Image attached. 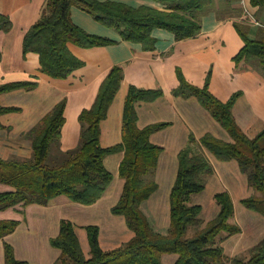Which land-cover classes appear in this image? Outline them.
I'll list each match as a JSON object with an SVG mask.
<instances>
[{
	"label": "crops",
	"instance_id": "obj_1",
	"mask_svg": "<svg viewBox=\"0 0 264 264\" xmlns=\"http://www.w3.org/2000/svg\"><path fill=\"white\" fill-rule=\"evenodd\" d=\"M106 1V0H100ZM140 7L166 9L158 0H114ZM48 0H0V11L12 20L9 31L0 30V86L15 82H34L33 87H20L0 93V108H11L0 114V159L29 161L34 158L32 130L61 102H65V123L59 141L63 152L76 149L80 144L81 112L94 104L101 84L114 65L122 66L124 78L110 108L101 123L103 146L118 145L123 140V118L127 95L131 86L143 89H162L163 94L153 101L137 102L138 125L146 128L167 123L152 132L150 138L163 147L154 178L158 189L141 204V209L154 230L168 234L171 227V192L180 169V152L187 145L190 134L201 139L212 134L227 142L234 139L199 99L176 93L181 87V72L192 84L204 86L211 74L210 90L224 102L240 93L233 107V114L242 130L251 138L264 130V70L252 62L235 60L245 46L238 29L240 25L251 39H264V7L252 0H213L195 12L201 21V32L193 37L177 39L166 28L156 27L153 36L156 47L147 49L139 42L123 39L115 29L96 20L90 13L73 6L74 22L90 33L115 40L102 46L84 48L70 43V49L85 64L67 78H54L41 70L40 55L24 53L27 31L45 12ZM253 15V16H252ZM254 18V19H253ZM259 23H257L256 21ZM203 153L213 171L206 176V187L192 201L202 207L201 228L214 220L221 205L217 195L230 194L234 215L230 219L239 231L221 239V246L229 258L249 257L252 249L264 237V214L247 207L246 198L256 194L248 174L237 159L222 160L203 148ZM125 152L109 154L105 158L113 180L104 195L94 204L73 201L66 195L52 199L49 204L32 203L0 210V219H19L17 229L0 239V263L5 264V241L10 242L19 256L12 237L20 230L39 234L45 230L46 254L28 264H54L62 251L51 243L60 232L63 219H70L76 226L83 250L91 255L87 227H99L100 245L111 250L126 243L134 236L123 215L113 212L120 200L125 179L119 174ZM14 187L0 182V192ZM38 232V233H37ZM226 233H223V237ZM40 238V237H39ZM176 253H164L162 264H175Z\"/></svg>",
	"mask_w": 264,
	"mask_h": 264
},
{
	"label": "trees",
	"instance_id": "obj_2",
	"mask_svg": "<svg viewBox=\"0 0 264 264\" xmlns=\"http://www.w3.org/2000/svg\"><path fill=\"white\" fill-rule=\"evenodd\" d=\"M166 9L149 6H130L114 0H48L42 17L31 26L24 38V53L40 55L41 70L54 78H67L85 61L70 49V43L86 48L115 42L108 37L90 33L74 22L72 8L77 6L90 13L107 27L117 30L125 40L142 43L147 49L156 47L153 36L156 27L176 34L177 39L198 35L201 21L195 12L213 0H158ZM256 6L264 7V0H252ZM12 20L0 11V30L9 31ZM245 46L235 60L252 62L264 70V39H251L239 25ZM1 59V53H0ZM181 87L176 91L185 97L194 95L209 109L215 118L232 135L234 141L227 142L212 134L198 139L190 134L187 145L180 152V169L171 192L172 222L168 234L154 230L141 209V204L157 189L154 178L163 147L151 141V134L167 123L146 128L138 125L137 102L153 101L163 94L162 89H143L131 86L126 98L123 118V140L118 145L105 147L101 143V123L108 116L109 108L120 89L124 78L122 66L114 65L101 84L97 98L90 108L80 114L82 125L80 144L76 149L64 153L56 164L48 162L51 146L61 139L65 123V102H61L33 130L34 158L29 161L0 159V182L14 187L12 191L0 192V210L32 203L47 205L57 196L66 195L82 204L97 202L113 180L105 158L112 153L124 151L120 175L125 186L113 212L125 216L128 226L134 231L132 239L121 246L105 250L100 245V229L96 225L87 227L91 255L83 250L76 226L70 219H63L60 232L51 243L62 253L54 264H162L164 253H176L175 264H264V237L252 249L249 257L229 258L221 239L239 231L230 219L234 215V203L229 193L216 197L221 205L218 216L201 228L202 207L192 201V195L206 187V176L213 171L203 153L206 147L222 160L237 159L248 174L250 185L258 192L244 200L247 207L264 214V130L249 137L239 126L233 107L240 93L227 102L219 100L210 90L211 74L204 86L190 83L180 72ZM34 82H15L0 86V93L20 87H33ZM11 108L1 107L0 114ZM19 219H0V239L13 233ZM199 227L197 233L188 236L189 227ZM223 233H226L223 237ZM5 264H28L17 258L14 246L5 241Z\"/></svg>",
	"mask_w": 264,
	"mask_h": 264
},
{
	"label": "rangeland",
	"instance_id": "obj_3",
	"mask_svg": "<svg viewBox=\"0 0 264 264\" xmlns=\"http://www.w3.org/2000/svg\"><path fill=\"white\" fill-rule=\"evenodd\" d=\"M50 155L48 157V162L51 164H56L58 161H62L65 157L63 150L59 149V142H54L51 146ZM258 194V192H256ZM198 194H194L193 197L196 198ZM199 227L197 225L192 224L188 229V236H193ZM45 230H40L39 234L35 235L33 232L25 233V230H20L12 237L13 243L16 245V248L19 252V256L24 260L27 259L29 261L38 260L40 255L46 254L47 251L45 249L48 246L44 242V238H46ZM38 233V232H37ZM40 237V238H39ZM229 262L228 264H230ZM1 264V263H0Z\"/></svg>",
	"mask_w": 264,
	"mask_h": 264
},
{
	"label": "built area",
	"instance_id": "obj_4",
	"mask_svg": "<svg viewBox=\"0 0 264 264\" xmlns=\"http://www.w3.org/2000/svg\"><path fill=\"white\" fill-rule=\"evenodd\" d=\"M253 16V15H252ZM254 19V18H253ZM256 21V20H255ZM257 23H259L258 21H256Z\"/></svg>",
	"mask_w": 264,
	"mask_h": 264
}]
</instances>
